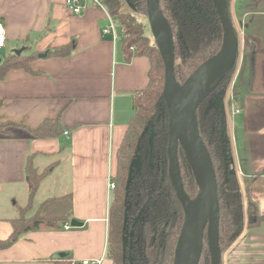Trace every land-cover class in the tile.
I'll return each mask as SVG.
<instances>
[{"label":"crops","instance_id":"0c3cea01","mask_svg":"<svg viewBox=\"0 0 264 264\" xmlns=\"http://www.w3.org/2000/svg\"><path fill=\"white\" fill-rule=\"evenodd\" d=\"M64 2L0 0L4 56L19 50L39 55L29 70H10L0 80V123L34 129L57 120L63 131L34 139L13 128L9 136H0V240L9 237L10 220L28 204L27 162L46 172L30 214L68 217L58 228L40 225L20 236L0 250V264H111L106 257L108 178L115 173L116 151L132 114L131 96L146 87L149 64L143 57L126 60L120 43L102 35L107 21L101 10L72 15ZM229 12L239 41L242 37L244 44L246 38L254 47V75L250 85L248 61L241 54L225 122L240 190L244 196L248 189L264 216V0H231ZM72 43L65 57L40 56ZM231 98L239 110L234 117ZM52 175L63 177L66 185L60 189L58 180L61 193L38 200ZM73 220L82 226L72 228ZM220 264H264V220L256 228L244 227Z\"/></svg>","mask_w":264,"mask_h":264},{"label":"trees","instance_id":"16d2710c","mask_svg":"<svg viewBox=\"0 0 264 264\" xmlns=\"http://www.w3.org/2000/svg\"><path fill=\"white\" fill-rule=\"evenodd\" d=\"M101 1L111 17L124 27L127 38H122L119 43L126 60L143 57L149 64L146 87L131 96L132 114L115 155V173L111 178L114 189L107 213L106 257L111 264H174L184 210L169 176V115L163 99L164 65L153 39L145 35L144 23L137 21L133 15L120 12L121 1H124L137 14L146 15V0ZM226 1L231 21V0ZM159 9L171 29L174 78L182 85L194 70L220 50L223 29L212 0H159ZM73 47L72 43L51 49L46 56L65 57ZM132 47L134 51L130 50ZM242 54L243 62L248 61L251 85L254 47L246 38ZM37 57L39 55L35 52L4 56L0 62V80L10 70H29L30 62ZM236 59L196 111L199 134L209 152L217 182L221 254L238 238L244 227L256 228L264 220L248 189L244 196L240 190L225 122V97L223 93H216L233 74ZM13 128L25 130L34 139L54 138L63 132L57 120H46L34 129L22 124L0 123V136H9ZM176 158L182 190L193 199L198 186L180 145L176 149ZM131 164L132 174L126 189ZM25 173L30 184L28 204L18 210L16 218L10 220L12 232L8 238L0 240V250L10 247L20 236L36 230L40 225L58 228L68 219L65 216L48 217L41 212L30 214L46 172L38 171L27 162ZM207 256L204 233L198 264H209Z\"/></svg>","mask_w":264,"mask_h":264},{"label":"water","instance_id":"95a60500","mask_svg":"<svg viewBox=\"0 0 264 264\" xmlns=\"http://www.w3.org/2000/svg\"><path fill=\"white\" fill-rule=\"evenodd\" d=\"M212 2L224 33L222 46L214 56L202 63L190 74L185 82L180 85L174 78V51L170 26L159 9V0H146V19L148 27L164 65L163 99L169 115V175L177 191L178 198L179 193L185 198V203L180 201L184 210V221L176 245L174 264H198L200 253L196 258V250L194 241L191 237L190 227L194 225L195 218L197 214H199L202 203L205 207L206 223L202 232L201 244L203 242L205 230L209 264H220L221 261L217 182L209 152L199 134L196 111L200 102L214 90L216 85L223 79L226 71L234 64L239 49V40L234 31L232 22L229 19L227 1L212 0ZM21 52L22 51L19 50L14 53L19 55ZM40 56L44 57L46 55L43 54ZM222 58L230 59L231 63L223 73L215 76L204 86L206 77L214 70L216 62ZM172 118L173 124L171 123ZM174 129L179 132V136L171 150V137ZM146 130L147 128L144 130L143 134ZM178 145L183 149L197 182L198 191L193 199L188 198L183 192L180 176L179 184L175 183V179L172 176L174 159H176L177 162L176 149ZM224 156L226 159V144L224 146ZM226 170L227 164H225V172ZM131 174L132 164L130 165L126 189ZM70 226L76 228L82 225L73 220ZM59 256L64 257L62 254Z\"/></svg>","mask_w":264,"mask_h":264},{"label":"built area","instance_id":"2783aa9c","mask_svg":"<svg viewBox=\"0 0 264 264\" xmlns=\"http://www.w3.org/2000/svg\"><path fill=\"white\" fill-rule=\"evenodd\" d=\"M123 3L125 2L121 1V4ZM64 6L66 10L72 15H79L90 8L101 10L104 13L107 21L106 26L102 29V35L109 37L113 43H119L122 38H127L124 27L117 20L111 17V15L108 13L107 8L105 7V5L101 0H65ZM239 42L242 48L243 47L242 37ZM5 43H6L5 28L4 25L0 23V50L4 49ZM130 50L134 51V47L130 48ZM232 100L233 99L231 98V103L229 105L230 116L234 117L239 113V110L236 107H234ZM65 135H68V133L65 132ZM111 178L112 177L108 178L109 192H112L114 189V183L112 182ZM64 229L69 230L70 227L68 225H65ZM101 262H102L101 260H93V261L84 260L80 264H101Z\"/></svg>","mask_w":264,"mask_h":264},{"label":"rangeland","instance_id":"374dc122","mask_svg":"<svg viewBox=\"0 0 264 264\" xmlns=\"http://www.w3.org/2000/svg\"><path fill=\"white\" fill-rule=\"evenodd\" d=\"M120 7H121V9H120V12L121 13L133 15L136 18L137 21H140V22L144 23V25H145V30H144L145 35L152 39L150 30H149V27H148L146 15L137 14L136 12H134L130 8V6L127 5L126 2L123 3V4H120ZM242 50H243V47L241 48V45L239 44V49H238V53H237L238 56L236 55V57H237L236 61L237 62L235 64V68H234L233 74L230 76L229 80L227 82H225L223 84V86L221 88H219V90L216 92V93H218V95L223 93V95L225 97L224 104H223V107H224V115H225V111H228V105H227L228 103H227V101H228L229 97L231 96L230 93H231L232 80L234 79V77L236 76V74L239 73V71L241 69V66H240V58H241ZM4 54H5L4 51L0 50V59L1 60L3 59ZM229 110H230V107H229ZM58 180H60V182H59L60 185H61L60 189L64 185H66V180L63 177H59L57 179L54 175H52L50 177V180L48 179V181L46 183V186H45V189H43L41 191V193H39L38 200L42 201V200H44L47 197L55 196V193L56 194L61 193V191H58L59 190ZM52 190H53V192H52ZM18 203H19L20 206H22L24 202L22 200H19ZM33 207H34V204H33ZM204 233H205V230H204ZM203 257L206 258V255H204ZM207 257L209 258V256H207ZM208 263H209V261H208Z\"/></svg>","mask_w":264,"mask_h":264},{"label":"bare ground","instance_id":"6f19581e","mask_svg":"<svg viewBox=\"0 0 264 264\" xmlns=\"http://www.w3.org/2000/svg\"><path fill=\"white\" fill-rule=\"evenodd\" d=\"M230 63L231 60L228 58L219 59L214 66V70L206 77L204 81V86H206L215 76L223 73ZM171 123L173 124V118ZM178 136H179V132L176 129H174L171 137V150L173 149L174 143L176 142ZM172 176L175 179V183L179 184V173H178L176 159H174V163L172 167ZM179 199L180 201H182V203H185V198L180 193H179ZM205 223H206V212H205L204 204L202 203L199 209V214H197L195 218L194 225L190 227L191 237L194 241L195 250H196V258L198 257L199 253H201L202 250L201 237Z\"/></svg>","mask_w":264,"mask_h":264},{"label":"flooded vegetation","instance_id":"af4514ba","mask_svg":"<svg viewBox=\"0 0 264 264\" xmlns=\"http://www.w3.org/2000/svg\"><path fill=\"white\" fill-rule=\"evenodd\" d=\"M170 176V175H169ZM172 181V180H171ZM111 194H112V192H111ZM110 198H111V196H110ZM110 202V201H109Z\"/></svg>","mask_w":264,"mask_h":264}]
</instances>
